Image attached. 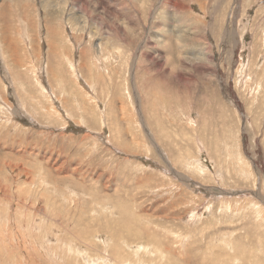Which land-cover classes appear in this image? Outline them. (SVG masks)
I'll list each match as a JSON object with an SVG mask.
<instances>
[{
  "label": "rangeland",
  "instance_id": "374dc122",
  "mask_svg": "<svg viewBox=\"0 0 264 264\" xmlns=\"http://www.w3.org/2000/svg\"><path fill=\"white\" fill-rule=\"evenodd\" d=\"M0 11V264H62L73 215L140 223L147 264H264V0Z\"/></svg>",
  "mask_w": 264,
  "mask_h": 264
},
{
  "label": "bare ground",
  "instance_id": "6f19581e",
  "mask_svg": "<svg viewBox=\"0 0 264 264\" xmlns=\"http://www.w3.org/2000/svg\"><path fill=\"white\" fill-rule=\"evenodd\" d=\"M75 1H79V0H75ZM0 13H1V11H0ZM50 14L52 16H54L56 14V12L53 11V12H50ZM75 30H76V28H75ZM239 158H237V163L243 165V168H245L246 165L241 160V158H240V160H238ZM242 171H244V170H242ZM248 173H249V171H248ZM120 210L122 212H124L126 209L121 208ZM72 217H74V218L66 220V222H63V221L60 222L59 221L61 223V226L59 229H57L59 231L62 228L61 233L63 235H61V234L60 235L64 236V240L60 241V243L64 245L65 256L68 257V258H62V264H147L144 261H142L147 256H153V259L151 258V260H152L151 262H155L154 259L157 260V258H163L162 255L165 252L164 251V249L166 248L165 246L158 243L156 248H151V249L147 248L150 245L151 241H156V242L159 241V239L157 237H153L152 235H146V236L143 235V237H138V238H141V240H142L139 243H133L134 239L131 240V238H129L130 236H135V234L140 232V229L142 227L140 223L138 224L136 229H135V227H133V225H131L132 221H128V223H127L125 220H118V221H120L118 224H116L115 222L107 223V226H105V227L109 228V230H108L109 233L107 236L108 238H106V237L101 238L100 233H102L103 226H101V231L99 229L96 231L92 227V225H90L89 223H85L84 219L76 217L75 215H73ZM51 223H52V221H51ZM98 224L101 225L99 222H98ZM94 225H95V223H94ZM119 226L120 227H129V230H127V232L120 231ZM54 227H52V228H54ZM55 233H56V231L53 232V235H55L57 240H59L58 239L59 234H55ZM57 233H59V232H57ZM145 238H146V240L143 241ZM239 249L240 248L238 246L235 247L236 253L234 255L236 258H238V259H236V260H238L237 264H247V262L249 263L248 259H250V255L252 253L251 254L247 253L246 247H245V252L244 251L242 252ZM145 253H146V255H145ZM62 255H63V253H62ZM31 256H34V255H31ZM34 262H36V261H34ZM205 262L206 261H204V263ZM250 262H251L250 264H259L253 255L251 256ZM31 263H33V262H31ZM166 263L170 264L168 261ZM59 264H61V263H59ZM206 264H209V263H206Z\"/></svg>",
  "mask_w": 264,
  "mask_h": 264
}]
</instances>
